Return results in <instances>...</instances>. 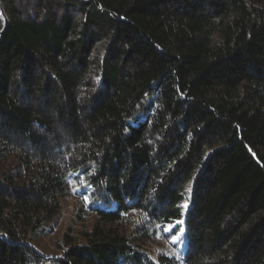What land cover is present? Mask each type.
<instances>
[{
	"label": "trees",
	"instance_id": "1",
	"mask_svg": "<svg viewBox=\"0 0 264 264\" xmlns=\"http://www.w3.org/2000/svg\"><path fill=\"white\" fill-rule=\"evenodd\" d=\"M0 264H264V0H0Z\"/></svg>",
	"mask_w": 264,
	"mask_h": 264
},
{
	"label": "rangeland",
	"instance_id": "2",
	"mask_svg": "<svg viewBox=\"0 0 264 264\" xmlns=\"http://www.w3.org/2000/svg\"><path fill=\"white\" fill-rule=\"evenodd\" d=\"M151 96L147 97V99L145 100L144 104H143V107L141 109V111H137V114H134L132 116L129 117V124H135L139 121V119H142L144 116H145V108L148 106V104L150 103L149 100H150ZM138 115L140 116H143L141 118L138 117ZM129 127V125H128ZM183 190H187L189 191V186L188 184H186L184 186V189ZM188 194V192H187ZM185 194V195H187ZM61 203H62V206H61V209L59 211V214L57 219L59 220L60 223H58L59 226V229L54 231V232H50V231H45V232H42L41 234L35 236L31 242L38 248L40 249L41 251H43L44 253L46 254H53L56 252L57 250V247H56V244H57V233L56 232H60L59 230L61 229V227L65 224L68 223V220L72 214V210H73V201L70 200L69 198H61ZM182 221L180 219H178L175 223L171 224L169 227L173 228V227H176V229L174 230V233L177 234L179 232V230L182 228L184 230V226H183V223H181ZM51 224L49 225H46L45 227H48L50 228ZM186 247V237H185V231H184V234H183V238H182V241H178L176 242V246H171V250H170V253H172L173 255H175L177 258H180L181 255L183 254L184 250L183 248ZM162 249L160 246H158L157 244L155 245H151V246H146L144 247V250L145 251H149L151 249ZM155 252H154V257H155Z\"/></svg>",
	"mask_w": 264,
	"mask_h": 264
},
{
	"label": "snow or ice",
	"instance_id": "3",
	"mask_svg": "<svg viewBox=\"0 0 264 264\" xmlns=\"http://www.w3.org/2000/svg\"><path fill=\"white\" fill-rule=\"evenodd\" d=\"M81 180H82V182H83V177H81ZM189 191H190V189H189ZM85 199H87V197H85ZM185 207H186V205H185ZM181 223H182V222H181ZM165 231H169V232H171L172 229H171V227H168V228L165 229ZM183 234H184V230L181 228L177 234H175V235H173V236L171 237V242H172V243H176V242H178V241H182Z\"/></svg>",
	"mask_w": 264,
	"mask_h": 264
}]
</instances>
